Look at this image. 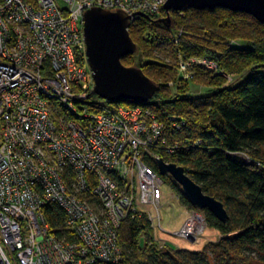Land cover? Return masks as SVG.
<instances>
[{"label": "built area", "instance_id": "obj_1", "mask_svg": "<svg viewBox=\"0 0 264 264\" xmlns=\"http://www.w3.org/2000/svg\"><path fill=\"white\" fill-rule=\"evenodd\" d=\"M165 2L0 0V264L118 263V230L130 215L145 214L161 228L158 150L172 155L189 144H167L165 136L186 121L173 114L160 121L148 107L93 102L83 28L94 7L122 9L132 23L155 17ZM179 59L185 80L196 68L236 82L214 59ZM49 205L62 209L57 228L73 239L52 232ZM206 227V216L192 209L174 234L195 240Z\"/></svg>", "mask_w": 264, "mask_h": 264}, {"label": "trees", "instance_id": "obj_2", "mask_svg": "<svg viewBox=\"0 0 264 264\" xmlns=\"http://www.w3.org/2000/svg\"><path fill=\"white\" fill-rule=\"evenodd\" d=\"M171 14L170 27L158 21L167 15L164 9L155 17H139L130 26L132 39L145 55L157 52L174 61L145 60L143 72H150L158 85L153 97L145 105L131 101L107 103L148 107L164 122L172 114L185 119L182 130L166 131V143L189 144L172 155L158 150L160 157L185 167L206 194L225 204L230 218L223 222L211 211L202 210L208 227L218 230L220 237L192 251L174 249L167 241L162 246L145 214L130 215L118 230L123 259L98 264H251L252 253L264 260V24L246 12L223 7L189 8L184 15L178 11ZM246 38V44H232ZM180 55L187 60L192 56L214 59L228 74L241 75L240 80L227 85L222 76L211 78L208 72L196 69L191 80L199 83L208 74L215 88L203 94L190 93L191 80L178 82L182 78L178 77ZM246 71L249 73L243 78ZM169 80L178 84L169 86ZM90 98L102 104L103 99L94 93ZM150 163L157 168L155 162ZM168 176L163 175V179L168 178L180 191L182 203L200 209L190 204L179 184ZM44 210L54 234L74 238L68 230L57 228L63 222L62 209L49 205ZM234 232L241 234L226 237Z\"/></svg>", "mask_w": 264, "mask_h": 264}, {"label": "water", "instance_id": "obj_3", "mask_svg": "<svg viewBox=\"0 0 264 264\" xmlns=\"http://www.w3.org/2000/svg\"><path fill=\"white\" fill-rule=\"evenodd\" d=\"M222 7L233 12H246L264 24V0H166L164 10L167 15L158 21L170 27L171 12ZM84 18V41L94 76L93 93L110 103L131 101L147 104L158 88L157 83L139 66H128L122 62L124 57L138 51V45L130 35L131 17L122 9L106 10L98 6L87 10ZM158 162L159 173L170 174L192 206L211 211L223 222L230 218L225 204L211 194H206L185 167L175 162L169 163L163 158ZM240 234L234 232L226 237Z\"/></svg>", "mask_w": 264, "mask_h": 264}, {"label": "rangeland", "instance_id": "obj_4", "mask_svg": "<svg viewBox=\"0 0 264 264\" xmlns=\"http://www.w3.org/2000/svg\"><path fill=\"white\" fill-rule=\"evenodd\" d=\"M60 4H62V3H60ZM247 39L248 38H246V40L236 39L234 42H236V43L238 42L237 44L243 45V44L248 43ZM138 42H139V40H138ZM137 50L138 51L136 53H134V55L130 56L126 60H123L122 62H124L128 66L137 65L140 68H142L144 66V64L146 62L145 60H158V61L163 62V63L164 62L165 63H173L174 62L169 57L165 58L164 57L165 55L161 54V53L156 52L155 54L145 55L143 52L144 51L143 49L138 48ZM164 59H166V60H164ZM89 68H90V65L88 66V69ZM219 69H222V71L227 73L226 70H224L223 68L219 67ZM192 70H194V72H196V68H192ZM146 72H148V71H146ZM248 73H249V71H246V73L243 75V78L246 77L248 75ZM208 74L205 75V77H203V79L200 80L201 82H199V83L191 80V82H190V93L203 94V93H207L208 91L214 90L215 86L212 85V82L210 80V77L212 78L213 75L210 73L211 74L210 77H207V76H209ZM147 75L153 80L154 76L150 72H148ZM181 75L182 74L179 70L178 77H182ZM228 75H230V74H228ZM231 76L234 77L236 82L238 80H240V77H241V75H236V76L231 75ZM222 77L225 80L227 79L226 76L225 77L222 76ZM181 81H190V80H185V79L181 78L180 81H178V82H181ZM178 82H176V80L175 81L169 80L168 85L175 87L178 84ZM226 83H227V81H226ZM168 175H169L168 176L169 178H172V176L170 174H168ZM163 184H164L163 185V190H164L163 196L164 197L162 200V208H161L162 226L160 228L157 224V227L154 229L156 240L159 241L162 246H165V242L167 241L171 245V247H173L174 249L179 248V249H187V250L190 249L192 251H199L204 246H206L212 240V238L216 237L215 235L217 233H216L215 228L208 227V225H207L204 233L199 235L198 239H195L194 241L190 240L188 238L185 239L183 237L175 235L174 234L175 230H178V228L183 224L182 223L179 227L177 226V225H179L177 222H180L181 220H183V216L180 215L181 214L180 213V200L181 199H180V196L178 195V194H180L179 193L180 191L178 189H176L175 187H173L172 184H170V181L168 178L164 179ZM178 187L181 188L179 185H178ZM181 203H182V201H181ZM183 206H185V205L183 204ZM186 207L188 209V213L191 212L192 209H190L188 206H186ZM198 210L202 214H204V212L202 210H200V209H198ZM147 211L153 212L154 214H156V209L153 206L152 207L147 206ZM176 227H178V228H176ZM251 256L254 259L251 264H264V260H261L260 257H258L257 253H252Z\"/></svg>", "mask_w": 264, "mask_h": 264}, {"label": "crops", "instance_id": "obj_5", "mask_svg": "<svg viewBox=\"0 0 264 264\" xmlns=\"http://www.w3.org/2000/svg\"><path fill=\"white\" fill-rule=\"evenodd\" d=\"M180 215H182L183 216V220H181L180 222H177L179 225H177L178 227L185 221V219H186V216H187V213H188V209H187V207L186 206H183V204L181 203V200H180ZM178 227H176V228H178ZM216 230V229H215ZM216 237L215 238H212V240L211 241H216L217 239H219V237H220V233H219V231L218 230H216ZM160 239V238H159Z\"/></svg>", "mask_w": 264, "mask_h": 264}]
</instances>
